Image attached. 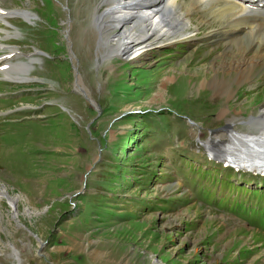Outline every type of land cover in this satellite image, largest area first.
<instances>
[{"label": "rangeland", "instance_id": "rangeland-1", "mask_svg": "<svg viewBox=\"0 0 264 264\" xmlns=\"http://www.w3.org/2000/svg\"><path fill=\"white\" fill-rule=\"evenodd\" d=\"M100 2L0 0L36 16L0 23L14 32L0 41L39 59L28 83L0 73V264H264V180L209 164L199 145L253 131L264 67L229 97L215 91L230 51L200 11L192 38L104 61ZM75 66L98 108L74 92Z\"/></svg>", "mask_w": 264, "mask_h": 264}, {"label": "bare ground", "instance_id": "bare-ground-1", "mask_svg": "<svg viewBox=\"0 0 264 264\" xmlns=\"http://www.w3.org/2000/svg\"><path fill=\"white\" fill-rule=\"evenodd\" d=\"M102 6L105 7L100 13ZM199 11L218 22L219 29L212 32L213 37L221 32L230 51L227 54L229 60L224 59L218 66L224 78L220 79L216 74L209 84L221 96H231L233 85L250 81L253 72L264 67V0H101L93 13V19L99 32V48L103 53L106 51L104 61L122 58L129 50L137 48L133 58L127 60L131 61L147 53V48L162 44L160 42L192 38L188 36L191 35L189 27L192 24L189 17ZM14 16L27 22H33L36 17L26 8L12 10L0 6L1 22L13 27L9 19ZM0 32H5L6 38H11L14 33L2 27ZM8 50L10 52L0 56V72L13 83L30 82L33 79L30 70L35 67L33 62L14 63V58L22 53L14 47ZM9 54L14 55L8 57ZM72 59L77 60L74 52ZM5 65L9 67L7 70L3 69ZM77 71L76 68L78 85L87 92L83 78ZM233 74L235 78L227 82L230 80L225 79V76ZM256 116L250 123L254 121L259 127L257 132L242 133L230 126L224 137L204 143L209 157L219 163L230 162L239 171L264 175V108ZM256 125L253 124L255 128ZM3 196L7 194L3 193Z\"/></svg>", "mask_w": 264, "mask_h": 264}, {"label": "water", "instance_id": "water-1", "mask_svg": "<svg viewBox=\"0 0 264 264\" xmlns=\"http://www.w3.org/2000/svg\"><path fill=\"white\" fill-rule=\"evenodd\" d=\"M71 55H72V51H71ZM78 85V84H77ZM79 86V85H78ZM80 87V86H79ZM77 91V90H76ZM81 93L79 92V90L77 92H79L81 95L85 96V98L87 100H89L94 106L97 107V105L95 104V102L90 98V95L87 94L86 90L82 89V87L80 88ZM98 108V107H97Z\"/></svg>", "mask_w": 264, "mask_h": 264}]
</instances>
